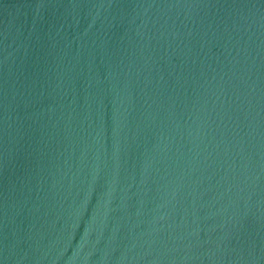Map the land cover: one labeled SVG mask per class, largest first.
I'll use <instances>...</instances> for the list:
<instances>
[{"label":"water","instance_id":"1","mask_svg":"<svg viewBox=\"0 0 264 264\" xmlns=\"http://www.w3.org/2000/svg\"><path fill=\"white\" fill-rule=\"evenodd\" d=\"M0 264H264V0H0Z\"/></svg>","mask_w":264,"mask_h":264}]
</instances>
